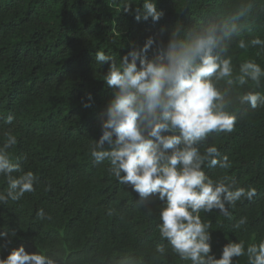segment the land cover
Masks as SVG:
<instances>
[{
    "label": "trees",
    "instance_id": "trees-1",
    "mask_svg": "<svg viewBox=\"0 0 264 264\" xmlns=\"http://www.w3.org/2000/svg\"><path fill=\"white\" fill-rule=\"evenodd\" d=\"M133 2V8L142 7L143 0ZM125 3L0 0V145L6 133L14 134L17 143L8 151L22 171L12 175L32 171L36 177L33 192L0 205V231L8 232L0 239V258L24 246L29 252L58 253L59 264H191L160 237L165 202L157 196L142 200L109 173L107 160L97 163L90 156L113 95L103 81L109 64L96 63L95 53L103 50L119 65L132 43L143 45L148 36L166 40L175 25L198 26L243 7L248 11L226 55L234 75L248 60L264 70V48L238 47L239 40H264V0H159L165 15L156 24L137 22L123 11ZM253 90L264 95V76L259 88L251 81L234 85L233 99ZM88 94L92 107L85 108ZM228 111L237 116L234 130L210 133L200 149L215 145L221 158L229 157L231 168L205 165L203 170L214 181L227 178L256 194L230 208L231 217L215 210L200 213L211 225L216 258L229 241L244 242L245 250L264 241V106L233 102ZM10 115L15 119L7 124ZM6 189L7 180L0 176V192ZM41 209L43 220L37 216ZM241 217L247 223L234 227ZM159 244L164 254L156 252ZM233 264H248L247 256L234 258Z\"/></svg>",
    "mask_w": 264,
    "mask_h": 264
},
{
    "label": "clouds",
    "instance_id": "clouds-1",
    "mask_svg": "<svg viewBox=\"0 0 264 264\" xmlns=\"http://www.w3.org/2000/svg\"><path fill=\"white\" fill-rule=\"evenodd\" d=\"M158 2L143 0L142 7L133 8V0H126L123 11L137 22L156 24L165 15ZM247 11L241 7L224 19L194 27L175 25L166 40L148 36L143 45L132 43L119 65L105 51L95 53L96 63L109 64L103 81L113 95L100 120L101 136L89 146L90 156L97 163L107 160L109 173L119 183L130 185L142 200L157 196L165 202L159 212L160 237L181 260L191 264H233L234 258L245 255L248 264H264V241L250 244L246 250L244 242L229 241L216 258L211 225L200 216L215 210L231 217L230 208L256 194L254 188L237 186L227 178L214 181L208 177L203 166L230 169L231 162L227 155L221 158L215 145L200 149V142L210 133L234 130L237 116L228 111L233 102L252 109L264 106V95L254 90L233 99L234 85L251 81L259 88L264 76L254 60L241 63L239 74L234 75L232 58L226 55ZM249 46L264 48V40L238 42L240 49ZM92 100L88 94L89 103L83 106L92 107ZM14 119L10 115L6 123L12 124ZM5 135L0 145V176L7 180L6 191L0 192L3 206L33 192L36 183L32 171L12 175L22 171L8 151L17 139L11 132ZM37 216L43 220L46 214L41 209ZM246 223L247 218L241 217L234 227ZM7 237V231H0V239ZM156 252L164 254V245H157ZM58 257V253L45 255L20 246L0 258V264H59Z\"/></svg>",
    "mask_w": 264,
    "mask_h": 264
}]
</instances>
